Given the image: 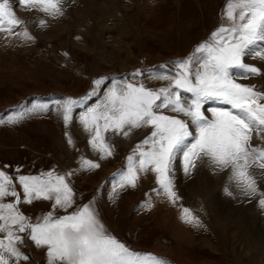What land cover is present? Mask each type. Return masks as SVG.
Here are the masks:
<instances>
[{"label":"rangeland","instance_id":"rangeland-1","mask_svg":"<svg viewBox=\"0 0 264 264\" xmlns=\"http://www.w3.org/2000/svg\"><path fill=\"white\" fill-rule=\"evenodd\" d=\"M66 1L61 0L60 12L54 15L35 10L36 18L42 17L47 23L38 25L34 32L27 29L30 40L16 35L27 28L24 27L28 20L27 9L19 3L20 10H26L18 17L23 23L12 33L0 31V170L13 178L21 199L23 190L18 175L41 176L52 172L65 176L74 192L75 202L68 212L89 204L107 232L132 250L153 254L167 264H264V235H251L252 240L241 236L245 230L242 223L234 226L229 215L238 210L221 212L211 194L209 209L200 197L193 195L190 187L188 191L183 187L193 178L196 181L214 179L216 189L210 192L222 195L233 206H248L255 215V227L264 230V208L258 204L259 192L256 196L245 195L230 169L221 170L209 158L202 157L195 159V166L185 172L183 159L177 156L170 171L173 190L179 197L176 204L162 191H156L159 185L152 172H138L135 187L120 188L118 181L127 172L128 157L134 156V162L138 163L136 147L151 129L132 128L128 135L111 130L104 133L112 153L105 156L89 143L94 132L85 130L80 121L89 108L105 102L114 84L117 87L124 83L143 84L153 90L168 86L178 71L175 62L202 57L195 50L211 40V34L226 20L223 16L226 0H122L116 3L117 10L109 9L115 11L121 24L110 20L104 26L98 24L106 22V12L96 11L83 20L76 14L75 1L71 0L68 5ZM79 13L85 15L86 11ZM65 25L69 28L59 32V26ZM195 67L198 64L193 70ZM161 75L169 79H161ZM97 80L101 84L97 85ZM260 87L256 85L261 91ZM92 92L96 94L87 98ZM181 95L191 102L190 93L181 90ZM69 99L76 103L72 105L71 120L65 124L63 109ZM213 107L229 106L208 101L202 110ZM165 114L189 121L182 114L171 111ZM205 114L211 118L210 111ZM10 119L14 122H9ZM189 130L195 135L191 124ZM252 143L260 147L255 139ZM73 159L80 163L78 170L61 168ZM84 160H91L99 167L88 168ZM251 166L264 173L259 162ZM257 180L259 191H264V179ZM2 202L14 203L15 198L5 197ZM53 203L39 199L18 207L31 222H36L53 211ZM182 207L191 210L199 220L198 225L181 219ZM160 213L173 214L177 232L157 223ZM65 214L63 208L53 211V216ZM17 247L29 257L19 264H47L46 248L37 247L30 239Z\"/></svg>","mask_w":264,"mask_h":264},{"label":"snow or ice","instance_id":"snow-or-ice-1","mask_svg":"<svg viewBox=\"0 0 264 264\" xmlns=\"http://www.w3.org/2000/svg\"><path fill=\"white\" fill-rule=\"evenodd\" d=\"M60 2L18 0L26 8L50 15L60 12ZM223 16L227 23H222L211 34V40L195 50L203 54L202 57L175 62L178 71L168 86L153 90L143 84L124 83L120 87L114 84L104 103L89 108L80 117L85 130L94 132L89 143L105 156L112 153L104 133L111 130L128 135L132 128L147 126L151 129L136 147L138 163L134 162V156L128 157L127 172L118 181L120 188L135 187L138 172H152L159 185L156 191H162L176 204L179 197L170 178L173 161L177 156L182 157L187 172L195 166V159L207 157L221 170L230 169L245 195L256 196L259 192L258 204L264 208V191H259L256 179L248 171L256 162L264 169V147L252 143L256 138L264 140V91L257 90L255 85L237 82L261 75V69L246 63L245 57L264 60V44L261 43L264 42V0H226ZM22 23L10 6V0H0V31L12 33ZM16 35L32 39L27 29ZM196 64L198 67L193 70ZM160 78L169 79L167 75ZM95 83L99 85L101 81ZM181 90L191 94L190 103L182 98ZM208 101L229 107L202 110ZM75 103L69 99L64 105L65 124L72 118ZM165 111L182 114L190 123ZM205 111L211 112V118ZM190 124L195 127V135L189 130ZM83 164L88 168L99 167L91 160H84ZM17 180L22 186L23 200L13 178L0 170V233L3 234L0 264L28 260L17 247L25 239L46 248L47 264H167L163 258L130 249L109 234L89 204L68 212L75 201L65 176L48 172L41 176L18 175ZM5 197H13L15 202H2ZM39 199L54 201L53 211L63 208L67 214L53 216L50 211L31 222L18 206ZM181 219L185 223L199 224L198 218L186 207L181 208Z\"/></svg>","mask_w":264,"mask_h":264},{"label":"bare ground","instance_id":"bare-ground-1","mask_svg":"<svg viewBox=\"0 0 264 264\" xmlns=\"http://www.w3.org/2000/svg\"><path fill=\"white\" fill-rule=\"evenodd\" d=\"M75 1V6L77 7V11H76V14L78 15V17L80 19H88L92 14H94L96 11H99L100 13H104L106 12L107 15H106V22L103 23H100L98 24V26H104V24H108L110 20H113L115 21V23H117L118 25L121 24L120 20H119V17H117L115 11L114 12H110V8H114V10L116 9V3L122 1V0H74ZM72 1L71 0H68L66 1V5H68L69 3H71ZM17 3H18V0H10V6L13 7L14 11L16 12L17 16L18 17H22L23 14H22V11L23 10H20L22 8H20L19 6H17ZM84 3H86V5L84 6ZM20 5V4H19ZM82 7H84L83 9H81ZM26 8V7H25ZM27 9V12L25 14V16H27L28 20L26 22V26L24 28L26 29H29L31 30V32H34L36 31L35 29H37L36 27H38V25H40V21H44V23L46 24L47 23V20L45 21V19H43L42 17H38V19L36 18L35 16V10H32L30 8H26ZM74 10V9H73ZM86 11V14H80L79 12L80 11ZM117 10V9H116ZM119 10V8H118ZM26 11V10H24ZM23 11V12H24ZM113 11V10H112ZM119 14V13H118ZM50 16V15H49ZM23 21V20H22ZM25 21V20H24ZM49 21V20H48ZM50 23V22H49ZM222 23H227L226 20H223ZM105 24V25H106ZM68 27V25H65V26H59L58 30L59 32L61 31H64L66 28ZM69 28V27H68ZM77 28V27H76ZM80 28V27H79ZM68 30V29H67ZM66 31V30H65ZM64 31V32H65ZM72 32L74 33V31L72 30ZM76 32V30H75ZM72 33V34H73ZM41 34V33H40ZM210 41V40H209ZM262 44H264V42H261ZM245 62L246 63H249V64H252L258 68L261 69V75L260 76H250L249 79L247 80H239L237 82L239 83H243V84H248V85H258V86H261V91H264V60H260L259 58H256V57H249V56H246L245 57ZM97 92V91H96ZM94 94H96L95 92H92V95H87V98L89 97L90 99L94 96ZM86 98V99H87ZM74 110V109H73ZM259 144L260 147H264V140H260L258 138L255 139V144ZM80 163L79 161L77 162V160H71L69 161L68 163H66L64 166H61V168H64V167H69V169H77L79 167ZM102 168V167H101ZM78 170V169H77ZM76 171V170H75ZM102 171V170H101ZM249 173L250 175H252L255 179H259L262 180L264 179V173L262 174L259 169L257 167H249ZM217 175V174H216ZM207 177V176H206ZM202 178V177H201ZM210 179V177H208ZM209 179H205L203 181L201 180H195L194 178L191 180V182H189L188 184H184L183 187H185L188 191V188L191 189V192L193 193V195L195 196H198L200 197L201 199V202L205 205V207H208V203L210 202L209 200V196L210 194L213 195L212 196V201L213 203L216 205V208H219L221 210V212H223V210H229V211H233V210H238L239 212L237 213H229L230 215V220L232 221V224H234V226L236 225L237 226V223L239 225H241L240 223H242V228H244L245 230L241 231L240 235L244 236L245 239L247 240H252L254 239V237L252 238L251 235H264V230L263 229H260V228H257L255 227V222H254V214L253 212L249 209L248 206H244L242 208L240 207H237L236 205L233 206L232 204H230L228 201H226L222 195H217V194H212L210 191H213L215 192V182L214 179L212 180H209ZM233 180V179H232ZM153 183V182H152ZM236 183V181H235ZM257 183H258V180H257ZM217 184V183H216ZM231 184V183H230ZM237 184V183H236ZM220 185V184H219ZM259 187L260 184H258ZM225 186V185H224ZM227 186V185H226ZM181 187V186H180ZM218 187V186H217ZM227 187H230V185H228ZM242 189V188H241ZM242 193V190L240 192V194ZM163 195V194H162ZM188 195V194H187ZM186 195V196H187ZM242 195V194H241ZM244 195V194H243ZM191 199V198H190ZM156 200V199H155ZM221 200L227 202L228 204L226 205L225 203L221 202ZM162 201V200H161ZM197 201V200H195ZM167 203V202H166ZM197 203V202H196ZM211 203V202H210ZM232 203V202H231ZM168 204V203H167ZM197 205H200L199 203H197ZM244 205V204H243ZM169 206V205H168ZM234 207V208H233ZM237 207V209H235ZM209 208V207H208ZM210 209V208H209ZM168 210V209H167ZM242 210V211H241ZM255 210V209H254ZM240 211H241V214H240ZM209 212V211H208ZM208 212L204 214V216L207 214L208 215ZM239 213V214H238ZM237 214V215H236ZM226 215V214H225ZM226 217V216H225ZM228 220H229V216L227 217ZM158 221L157 223L162 225V226H169L174 232H177V228L175 227L176 225L173 224L175 221L173 220V214H162L160 213L159 216H158ZM218 219H219V216H218ZM220 220V219H219ZM224 220V219H222ZM228 223V222H227ZM226 224V222H225ZM178 225V223H177ZM183 232V231H182ZM259 240V239H258ZM253 242V241H252ZM251 242V243H252ZM258 242V241H257ZM250 243V244H251ZM263 245V244H262ZM251 247V246H250ZM250 249V248H249ZM36 254V253H35ZM260 260V259H259Z\"/></svg>","mask_w":264,"mask_h":264}]
</instances>
